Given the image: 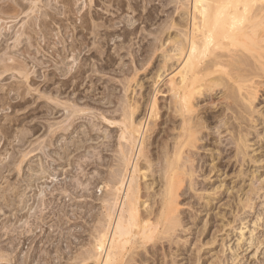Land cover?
<instances>
[{
  "label": "bare ground",
  "instance_id": "bare-ground-1",
  "mask_svg": "<svg viewBox=\"0 0 264 264\" xmlns=\"http://www.w3.org/2000/svg\"><path fill=\"white\" fill-rule=\"evenodd\" d=\"M11 1L12 0L9 2ZM168 2L177 4L179 18L177 20L172 18L170 22L161 25L157 35L154 34V42L153 40L151 41L153 44L151 57L156 51L160 52L158 58H162L161 60L159 59L161 62L154 60L160 62L158 71L161 69L163 70L157 72V69H155L157 73L155 74L154 72V75L152 74L153 76L151 75V71V73H149L151 75V81L150 83L148 82L150 85L145 86L146 81L143 80L145 77H139V68H136V70L134 67L135 72L132 77H124L126 79L122 80L124 81L122 83L124 93H120L121 95L116 97V107H118L120 115L111 118L105 117L104 115L102 116L105 121L107 120L110 124H115L119 127L117 144L116 147H114L115 153L112 156L113 158H111V162L108 163L109 165L106 164L108 165V171L105 172L107 175L105 176L104 184L106 186V191H104L105 195L103 194L104 197H102L103 211L100 210L101 213L99 212V215L96 212L89 216L96 223L92 225L93 228L89 226L92 228L91 232L89 229L91 237H89L90 240L88 238L89 241L87 242L84 240L86 244L82 243L85 247L83 248L81 244L82 248L78 249L79 252H74L76 253H73L74 256L67 257L73 258L75 264H253L254 262H256V264L263 262L264 264V251L263 257L259 258V255H257L255 258L251 257L252 259L250 260L248 256L241 254V252L244 251L243 246L245 244V241L243 242L245 235L242 230L243 227H239L240 232L238 233L239 237L237 241L240 242H237L238 244L236 243L237 248L235 247V250L230 248L232 254L228 255L225 253L223 247L225 245V239H221V246L223 249L218 251L219 254L217 251V253L214 252L213 255L210 254L213 249L210 250L209 245H213L216 242L215 232L223 230L226 225V223L217 224L216 230L214 229V232H211V226L216 220V216L211 212L213 201L219 199L221 194L224 193L223 190L220 191L217 188L220 189L222 186L226 188L228 185L227 182L226 184L224 183V179L220 180V185L215 188L218 191L214 190L210 193L208 190L213 189L211 188L213 186H210L208 182L210 180L207 181L206 178V174L211 171L219 172V170L229 167L230 163L222 160L225 156L228 158L229 156H234V160H241L246 163L245 160L248 155V157H250L248 161L254 163L257 161L260 162L259 157L248 154L247 148L249 147L248 141L250 140V136L248 135H253V131H256L255 133H260L259 130H257V125L260 122L259 116L255 117V113L257 112L259 115L261 111L256 108L254 102L260 97L259 95L257 98L259 91H262L260 90L261 86H264V0H169ZM16 3L18 4L17 1ZM17 4L16 6H18ZM12 5H7L8 7H6L4 1L5 7L3 8L2 5H0V13L10 12L11 8L15 9V4V8L12 7ZM21 5L20 3L19 7L22 12ZM22 7L24 8L25 5L23 4ZM33 7L35 8L36 6ZM28 9H30V12L32 6ZM12 13H14V10ZM26 24L29 23L26 22ZM31 25H33V23H31ZM24 28L21 30L20 35L25 32L26 35L28 34L27 31L29 28L27 31L26 26ZM172 29L173 33L175 30L174 35L171 33ZM103 34L105 33L103 32ZM20 39L18 38L17 40ZM26 39H28V37ZM19 42H17V44ZM73 43H69V52H71L72 55L76 48H79L76 47L78 45ZM8 46L11 47L10 45ZM148 48L147 49L150 51L149 46ZM23 51L25 52V49ZM149 51L147 55H149ZM8 54L10 55V53ZM14 57H10L13 58L12 60H15L13 64H10L11 62H9L10 65L7 64L8 62L4 65L0 63L3 65L2 69H0V75L6 71L11 73L12 70H15V72L23 76H21L22 78H27L28 71L25 68V61H18L16 58L14 59ZM149 59L150 56L146 58V61ZM146 61L142 60V63L145 62L146 64ZM142 65H144V63L141 64V67ZM155 67H157L156 63ZM71 70L72 69H70V71ZM82 72L81 70L79 71L80 74H83ZM162 74H165L164 76L167 80L166 91L170 96V102L168 101V107L166 106L167 110L165 109L161 113L163 105H161L157 99V94L161 91L159 84L163 80L161 79L163 76ZM78 77H82V75ZM18 82L16 83L18 84ZM67 82L68 81H64L61 85L67 88V86L70 85L69 83V85L66 86ZM17 84L14 86L16 87ZM23 84L24 83H22V85ZM73 84H75V82ZM19 85L20 83L17 86ZM75 86H77V82ZM135 86H139L138 89L142 90L144 88L139 94V99H137L138 97L135 99L130 95V92L134 91ZM15 87L12 88L7 84V88L5 86L7 89V94L4 95L5 97L0 94V107L2 106V109L3 106L9 104L7 101L8 93L12 90L14 92L16 89ZM17 92L19 93V90ZM204 99H206L207 102L209 101L210 108L212 105L213 109L214 107H216V111L218 109V117L215 116L216 121H214L213 115L211 116L205 113L203 107L200 106L201 104H199V101ZM65 104L62 105H64V108L69 112L68 116H70L72 112L79 113L78 111L84 109L76 107L73 109L71 108V110V105L68 106L69 104H66L65 106ZM9 106L14 109L16 106L21 107L22 104L18 103L15 106L9 104ZM238 109L240 110L238 111ZM243 109L249 110V112L247 111L249 113V118L246 115V119H248L246 123H243V119V122H237L241 115L245 116L247 113L245 112V114H242L240 111ZM240 113L241 115L239 116ZM159 114H161V120L157 122L155 117L157 118ZM262 114L264 113L262 112ZM162 115L165 118H162ZM66 118L67 117H65V119ZM152 118L156 123H152ZM4 119H7V125H0V140L2 138L4 140L1 149L8 146L11 144V141H13L12 126L16 125L19 120L10 117L9 114ZM215 122H217V124L211 126V124ZM162 123L164 124L162 125ZM214 127H216L215 132L212 133L211 130L209 131V129ZM204 129H207V131ZM159 131H162V134L157 137ZM15 136L19 141L25 138L24 134L18 136V131H16ZM225 136H229V142L227 144L230 145L231 142L234 147H229L228 145L229 148L222 150L219 144H222ZM221 137L224 138L222 139ZM220 141L222 142L219 143ZM227 144L224 145L226 146ZM206 146L210 147L207 149L210 151L209 156L211 159L210 157L208 159L207 156H203V154L198 151V149ZM79 147L80 144L76 146V150ZM6 148L7 147L4 148V151ZM68 148L70 147L63 146V154ZM213 149H215L216 152L215 150L213 151ZM262 149V151H264L263 146ZM2 152L3 151L0 152V155L3 154ZM15 158V155L11 154L12 163L19 169L23 159L16 160L17 158ZM0 165L1 179L3 177V171L8 164ZM237 168L239 167L237 166ZM256 170V167L255 169L248 170L250 171L249 176L252 175L253 178H251L248 189L240 185L239 182L230 186L231 189L235 187L236 192L239 193L236 195L234 193L236 199L234 200L236 202H234L232 198L230 202V207L234 208L232 209V213H234L233 221L235 222V220L237 221L239 219L242 226L244 225V222H242L244 219L242 216V212L245 211L244 208L256 210L257 201L255 195H259V191L264 189V180L260 179L261 174H258ZM246 171L245 169V174ZM255 171L256 173H254ZM242 173L244 174V171L240 168L239 173L236 174L240 175ZM200 175L203 176V178L206 176V179H204V181L199 179L201 182H198L197 176ZM244 175L242 178H244ZM147 176H151L150 178L152 181L149 183H145V178ZM235 176L239 178L237 175ZM102 178H104L103 175ZM242 180L243 179H241V181ZM8 181L6 182L8 183ZM8 184L10 185V182ZM157 185L160 186L159 190H155ZM15 186L16 185H14L13 190L9 189L11 191L9 194L6 192L8 185L6 188L0 187V200H2L0 203L1 210H4V206L2 205L8 207L13 206V209H15L14 207H20L21 209V205L22 207L25 206L24 200H18L17 196L21 194V192H19V188L16 189ZM10 195L12 198H10ZM215 195H217V197H215ZM20 202H22L21 205H19ZM16 204H18V207ZM184 205H187L186 207L189 208H186ZM203 214L209 215V217L204 219L201 217ZM219 214L221 217L226 216L225 212H218V215ZM39 216L41 220H44V215L41 214ZM236 217L238 219H235ZM257 219L258 218H256V221L253 223L257 228L258 226L263 227L264 225L259 223V219L257 222ZM260 219L263 220L264 217ZM233 221L231 220L230 223ZM227 224H229V222ZM244 226L246 227L247 225L245 224ZM233 227L234 226H232V228ZM253 230L255 231L256 228L252 229V231ZM186 232L194 235V243L190 242L189 245H187L189 240H183L180 237ZM47 240L49 241V239ZM191 244H193L194 247H190ZM263 244L264 227L263 230L256 231V233L250 232L249 247L253 246L252 250L255 249L253 256ZM240 248L242 249L241 251H239ZM262 248H264V246ZM6 255L8 256V254H3V252L0 251V259H7ZM70 258L67 259L71 260ZM45 260L49 261L47 259ZM67 264L73 263H69L68 261Z\"/></svg>",
  "mask_w": 264,
  "mask_h": 264
},
{
  "label": "rangeland",
  "instance_id": "rangeland-1",
  "mask_svg": "<svg viewBox=\"0 0 264 264\" xmlns=\"http://www.w3.org/2000/svg\"><path fill=\"white\" fill-rule=\"evenodd\" d=\"M4 1L6 7L12 5L15 1L14 4L16 8L13 4L12 7L15 9L11 8L10 12L8 11L9 13H0V50L3 49L0 51V60L3 58L0 63L3 65L7 62L8 65L13 64L15 60H12L13 58L10 57L14 56V59L16 58L18 61L23 62L24 60L26 64L25 68L28 71V77L22 78L23 76L15 72V70H10L11 73L6 71L0 75L1 96L7 94V84L14 88V85L17 84L16 82L19 81L18 84L20 83L21 86H17V84L14 92L12 90L8 93L7 101L12 106L18 103L22 104L21 107L16 106L14 109L11 108L9 104H6V107L3 106V109L2 106L0 107V125H7V119L4 118H6L8 114L12 118L19 119L17 121L18 125L12 126L13 141H11V144L8 146H5L7 147L5 151V147L1 149L4 140L3 138L0 140V152L3 151V154L0 155L2 159H0V164H8L3 171V177L0 179V187L6 188L8 185L6 192L9 194V192H11L9 189L13 190L14 185H16L15 188H19L18 190L21 192V194L17 196L18 200L22 199L25 202V206L23 207L21 205L22 202H20L19 205H21V209L18 207V204H16L18 208L14 207L15 209H13V206L8 207L1 204L4 206V210L0 209V251L3 252V254H8V256L6 255L7 259H0V264H67L68 261L69 263L72 262L75 264V260L70 257L74 256V252H79L78 249H81L83 244H86L84 240H86V242L90 240L89 237H91V235L89 233L93 228L92 225L96 223L89 216L96 212L99 215L101 213L100 210L103 211L102 197H104L103 194L105 193L104 191H106V186L104 184L105 176L107 175L105 172L108 171V163L111 162V158H113L112 156L115 153L114 147H116L117 144L119 127L115 124H110L107 120L105 121L102 116L104 115L105 117L111 118L120 115V111L118 107H116V97L121 95L120 93H124L122 88V83L124 82L122 80L126 79L124 77H132L135 69L139 68L138 76L140 74L139 77H145L146 80L145 78H143V80L146 81L145 86H148L150 85L148 82L150 83L151 81V75H154V72L156 74L163 70L161 69L158 71V66L162 59L161 57L158 58L160 52L156 51L155 54H153L154 56L152 55L151 57L153 52V44L151 41L155 38L154 34L157 35L161 25L170 22L172 18L174 20L179 18L177 4L174 2L170 3L168 2L169 0H19L20 2L18 0H12L11 2H9L10 0H0V5H2L3 8L5 7ZM20 3L22 4V12L19 7ZM16 4L18 6H16ZM23 4L25 7L27 5L26 8L24 7L25 9L22 7ZM31 6L32 12H29L30 9L28 8H31ZM33 6H36L35 8L37 10ZM13 10L14 13H12ZM29 20H34L35 23L31 21V23H33V25H31ZM26 22L30 25L26 24ZM22 26H26V31L29 28L27 31L29 35H26V32L22 34L23 36L20 35L21 30L24 28ZM103 32L105 34H103ZM171 33L174 35L175 30L173 33L172 29ZM27 37L30 41L26 39ZM18 38L21 39L17 40ZM17 42L19 43L17 44ZM69 43L76 44L78 46H75L79 47L76 48L73 55L69 52ZM147 45L150 47L151 53ZM24 49L25 52L23 51ZM148 51L149 55H147ZM8 53L13 56H10ZM142 53L146 58L150 56L151 61L150 59L146 61ZM142 60L146 61V64L143 62L144 65L141 67V64H143ZM9 62L11 63L9 64ZM155 63L157 67H155ZM2 64H0V69H2ZM70 69L72 70L70 71ZM155 69H157V72ZM80 70L83 71L82 73L84 75L79 73ZM149 73H151V75ZM70 74H72L73 77ZM165 74H162L163 76L161 79L163 80L159 84L161 91L157 94V99L161 105L164 106V108L162 106L161 113L165 109L167 110L170 102V96L166 91L167 80L164 76ZM81 75L82 77H78ZM64 81H68L66 86L70 83L67 88L61 85ZM74 82L75 84H73ZM76 82L77 86H75ZM22 83L24 84L22 85ZM138 87L139 86H135L134 91L130 92V95H132L131 97L135 99L137 97V99H139V94L144 90V88L142 90L138 89ZM18 90L20 94L17 92ZM260 90L262 91H259L257 98L259 95L260 97L258 99L256 98L258 101L255 100V102L257 103L254 102L256 108L261 111L259 115L257 112V114L254 112L255 117L259 116L260 122L258 121L257 130H259L260 133H255L256 131H253L255 129L252 128L254 133L253 135H248L250 136V140L248 141L249 147L247 148L248 154L259 157L260 162L257 161L254 163L248 161V158H250L248 155L247 158L245 157L246 163L241 160H234V156H229V158L225 156L222 160L225 162L228 161L227 163H230L229 167L223 168L219 170V172L211 171L207 173V177L204 176V178L201 175L197 176L198 182H201V180L204 181L206 178L207 181L210 180L208 182L210 186H213L211 187L213 189L208 190L210 193L214 190H223L224 192L219 199L214 198L215 200H212L213 208L211 212L216 216V220L211 226V232H214L213 230L217 228V224L226 223L223 230L215 232L216 242L213 245H209L210 250L213 249L210 252L212 255L214 252L223 249L221 246V239H225V245L223 246L225 253L228 255L232 254L231 249H234L240 242L237 241L239 237L238 233L240 232L239 227H243L242 230L245 234L243 242L245 241V244L242 242L244 244V251H242L241 254L248 256L249 260L255 258V256L257 257V255H259V258L263 257L264 248L262 247L264 244L260 246L253 256L255 249L252 250L253 246L249 247V240L250 232L256 233V231L263 230L264 227L258 226L257 228L253 223L256 221V218H258L259 223L264 225V189L259 191V195H255L257 201L256 210L252 208H248L250 211L245 208V211L242 210L246 212H242L244 218L242 222H244V225H247L246 227L244 225L242 226L241 221L237 217L235 219L238 220H235V222L233 221L234 213H232V209L234 208L230 207V202L235 199L234 193L235 195L239 194L236 192L235 187L231 189L230 186L239 182L240 185L248 189L252 178V175H250L251 177L249 176L250 171L248 170L255 169L256 167L257 173L261 174L260 179L264 180V151H262V146L264 148V114H262V112L264 113V86H261ZM204 100L199 101V104H201L200 106L203 107L205 113L211 116L213 115V119L216 121L215 119L218 117L217 115L219 113L218 109L216 111V107L213 109L212 105L210 108L209 101L207 102L206 99ZM65 103L67 105L69 104L68 106L71 105L70 109L76 107L84 108V112L83 110L78 111L80 114L72 112V114L70 113V116H68L69 112L64 108V105H62ZM239 110L240 109H238V111ZM242 111H240L242 114H245L247 111L249 112V110L244 109ZM248 112L245 116L240 113L239 116L241 115V117L239 118L238 116L239 119L237 118L238 121L237 119L236 121L239 122L243 119V123L248 122V119H246L247 117L249 118ZM65 117L67 118L65 119ZM160 118L161 114H159L157 118L155 117V120L157 119V122H160ZM162 118L165 117L162 115ZM153 122L156 123L152 118V123ZM163 124L164 123H162V125ZM215 124H217V122L212 123L211 126ZM204 130L207 131V129ZM210 130L213 133L216 127L209 129V131ZM16 131H18V136L24 134V141H19L17 139L15 136ZM161 132L162 131H159L157 137L161 136ZM228 137L229 136H225L227 140L221 137L224 139L223 142L220 141L219 143L222 142V144H227L229 142ZM77 143L80 144V147L76 150V146L79 145ZM222 144H219L222 150L234 147L231 142L230 145H226L227 147ZM63 146L70 147L64 154L62 151ZM204 148H200L198 151L209 159L210 151L207 148L210 147L206 146ZM215 149H213V151ZM11 154L15 155L17 158H15L16 160L23 159L19 169L12 163ZM237 166L239 168H237ZM240 168L244 171V174L245 169L247 170L245 175L242 173L244 178H242V174H240L241 176L236 174L239 173ZM256 171L254 173H256ZM102 175L104 178H102ZM235 175H239V178ZM150 177L151 176H147L145 178V183L152 181ZM223 179L225 184L227 182V189L223 186L221 187L222 189H215L220 185L219 181ZM241 179H243V182ZM6 181H8V183L10 182V185ZM155 188V190H159L160 186L157 185ZM215 197H217V195H215ZM10 198H12V196ZM235 200L234 202H236ZM1 201L2 200H0V203ZM184 206L186 207L187 205ZM218 212H225L226 216L221 217L220 214L218 215ZM41 214L44 215V220L39 218ZM201 217L207 219L209 215L203 214ZM231 220L233 221L232 223H230ZM228 222L229 224H227ZM232 226L234 227L232 228ZM254 228H256V230L252 231ZM193 236V234L186 232L180 237L183 240L188 239L187 245H189L190 242L194 243L195 241ZM47 239H49V241ZM84 247L85 245H83V248ZM190 247H194V245L191 244ZM241 250L240 248L239 251ZM67 258H70L72 261ZM253 264H256V262ZM259 264H263V262Z\"/></svg>",
  "mask_w": 264,
  "mask_h": 264
}]
</instances>
